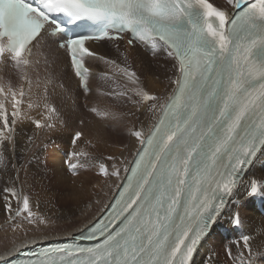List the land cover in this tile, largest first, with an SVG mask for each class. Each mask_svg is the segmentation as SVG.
Listing matches in <instances>:
<instances>
[{
    "label": "snow or ice",
    "instance_id": "obj_1",
    "mask_svg": "<svg viewBox=\"0 0 264 264\" xmlns=\"http://www.w3.org/2000/svg\"><path fill=\"white\" fill-rule=\"evenodd\" d=\"M226 4L0 0V68L13 69L20 81L14 86L0 77V160L15 149L16 125L27 112H39L40 118L32 121L36 129L66 126L54 99L57 85L51 77L39 78L34 59L35 50L53 36H58L85 100L98 81L95 94L114 106L146 105L159 113L147 134L129 129L139 145L130 166L123 159L111 170L99 163L98 174L119 184L104 216L78 237L95 243L27 253L35 258L17 264H219L215 252H205L213 234L225 221L238 228L246 202L264 203V167L256 174L257 166L264 165V0ZM125 37L128 45L153 55L161 51L172 61L176 75L163 103L141 84L127 55L121 54L120 62L91 46L119 50ZM89 61L108 70L94 75ZM58 87L64 89L63 83ZM87 110L113 123H124L127 115L96 105ZM83 137L76 131L72 145ZM95 163L84 150L65 160L74 176ZM0 202L9 220L24 215L33 222L29 197L17 187L0 189ZM250 240L244 235L233 242L235 249H225L229 264H257L264 251H254ZM0 264L13 262L0 256Z\"/></svg>",
    "mask_w": 264,
    "mask_h": 264
},
{
    "label": "bare ground",
    "instance_id": "obj_2",
    "mask_svg": "<svg viewBox=\"0 0 264 264\" xmlns=\"http://www.w3.org/2000/svg\"><path fill=\"white\" fill-rule=\"evenodd\" d=\"M212 2L223 8L228 7L226 0H212ZM57 42L58 36L43 42L35 50L34 59L39 62V78L51 77L53 83L57 85L54 99L63 114L66 126L56 131L38 129L36 132H33V130L30 132V123H32L30 116H39L40 118V114L37 110L27 112V118L18 121L16 125L17 140L15 149L9 148L5 154L6 158L0 160V187L15 186L24 195L32 194L36 200H39V194H42L41 199L44 198L45 202L49 203L47 205L48 210L54 211L57 214V218L54 222L55 226L50 231L30 235L28 238L18 240V242L10 246L0 248V256L6 259L9 256L18 254L21 250L33 248L39 244L71 239L73 235L79 234L82 230L84 231L92 226L107 211L115 198L119 184V181L115 178L98 179V182L96 181L97 185L96 183L93 185L99 189V193L94 192L93 194L92 187L94 186L91 187V182L85 180L83 183H77L76 180H72L73 177H71L72 179L68 177L67 172L63 169L67 158L64 152L65 148H70L71 151L84 150L88 153L90 152V156L98 162L91 167L82 169H96L95 171H99V163H104L110 167L114 162L118 163L121 159L130 166L139 145L135 138L130 135L129 129L142 128L147 134L159 115V113L154 115L146 105L132 106L129 109L122 110L123 112L120 111V113L127 114L124 123H113L99 120L92 114H81L72 110L74 97L84 98V96L78 86V80L70 68L68 56L62 49L58 48ZM119 45L121 46V42H119ZM92 47L102 55L123 62V58L118 57L120 50H117L114 45ZM144 49L141 46L134 47L131 52L134 56V65L130 66L131 70L137 73L141 84L149 92L160 96L161 103H163L171 92V79L176 75L175 69L172 67V61L166 59L163 52L157 51L153 55L150 50L145 49L146 52H144ZM152 57L156 58L157 64L151 63ZM88 66L95 75L100 73V67L105 65L89 61ZM0 77H3L4 81L5 79L11 80L14 86H18L20 83L11 68H0ZM59 83H63L64 89L58 87ZM98 84H100L98 81L92 82L94 93L88 97V100L101 108L111 107L108 98L95 94ZM52 86L50 84L49 88ZM77 88L79 91H77ZM112 109L117 111L114 108ZM141 111H143V114H140ZM80 120H84L85 123L83 125L80 124ZM68 131L72 133L82 131L84 133L82 141H78L79 143L73 146L71 140H69ZM30 137L32 138L31 141L29 140ZM54 138H56L62 151L61 155L55 152L56 157L51 160L58 168L54 173L57 180L50 183L48 182L49 174L38 170V165L36 164L39 160L40 162L43 161L42 159L46 155L44 151L46 143ZM88 141H91L94 147H89ZM109 156L116 158L115 161L108 160ZM120 166L122 168L124 165ZM262 167L264 165L257 166V175L261 174L259 169ZM88 172L86 173L89 177L92 171L90 174ZM17 176L19 177L18 179ZM81 181L84 180L81 179ZM63 183L66 184V189L61 192L59 187ZM59 198L73 199V201L77 202V207L74 209L57 208L54 204ZM240 215L242 224L238 228L233 229L225 221L224 225L213 234L212 239L206 246L205 252H215V258L219 261V264H229L225 249L227 247L235 249L233 242L244 235L251 237L250 244L254 251H264V203L259 199L246 202L245 206L240 210ZM257 264H264V256L257 257Z\"/></svg>",
    "mask_w": 264,
    "mask_h": 264
},
{
    "label": "rangeland",
    "instance_id": "obj_3",
    "mask_svg": "<svg viewBox=\"0 0 264 264\" xmlns=\"http://www.w3.org/2000/svg\"><path fill=\"white\" fill-rule=\"evenodd\" d=\"M119 50H120V55L118 57L123 58V55H121V54L127 55V63L132 67L134 65V56L132 55L133 53H131V52L134 50V47H129L124 41H121V46L119 47ZM143 51L146 52L145 49ZM150 61H152L151 62L152 64H157V60L155 57H152ZM100 70L101 71H107L108 69L106 66H101ZM5 81H8V79H5ZM100 85L101 84H98L97 88H100L99 87ZM77 91H79L78 88H77ZM87 100H85V98H83V97H74L73 104H72L74 109L72 108V110L78 111L81 114H86V113L92 114L87 110V107L94 106V104H92L89 100H88L89 101L88 102ZM78 102H79V104H78ZM109 104H110L111 108H114L115 110H117V112H120V111L123 112L122 110L129 109V107H132L131 105L117 107V106H114L111 103V101H109ZM85 105H87V107H85ZM141 112H140V114H143V111H141ZM92 115H94V114H92ZM30 117H31L32 121L35 119H39V116L38 117L37 116L36 117L30 116ZM30 124H31L30 125V129H31L30 132H32V130H33V132L34 131L36 132V130H38V129L34 128L35 126L33 123H30ZM25 132H26V130H25ZM67 134H69V140H71V137L73 136L72 134H74V133H72L71 131H68ZM78 143L79 142L77 141L76 144H78ZM89 147H92V146L89 145ZM65 149L66 150H64V152L68 158V154L73 152V150L71 151L70 148H65ZM44 151L46 154L45 158L42 159L43 160L42 162H40V160H39L36 165H38V167H37L38 170H42L44 173L49 174L48 182L52 183V182L57 180V179H55L56 177H55L54 173L56 172L58 167H56V165L53 164L51 162V160L54 157H56L55 152H57L59 155H61L62 149L59 146V144L57 143L56 138H54L52 140H49L48 143H46V149H44ZM66 151L67 152L71 151V152L67 153ZM89 154H90V152H89ZM63 169H65V171L67 172L68 177H70V178L73 177V179L71 178L72 180H76L77 183H83V182H85V180H88L89 182H91V187L94 186L95 183L97 185L98 179L105 180L102 176H100L98 174L99 171H95L96 169L95 170L94 169H90V170L80 169L79 175H75V176L69 172L66 165ZM91 171H92V173L90 174ZM86 172H88V174H90L89 177L91 178V180H89L90 178L88 177ZM81 179L84 181H81ZM92 179H94L95 181ZM95 187L96 186L92 187L93 188L92 193L94 194V192H95L98 194L99 189L96 187L98 189L97 190ZM3 188L4 187H0V189H3ZM59 188H61V192L64 191V189H66V184L65 183L61 184ZM41 195L39 194V196H40V199L38 198L39 200L34 199L32 194L28 195L29 200H30V206L32 207L33 212L35 213V216L33 217L32 223H29L28 220L25 219L24 215L17 217L15 219V221L9 220L7 218V215L4 212L3 204H2V202H0V248L10 246V245L18 242V240L20 241L24 238H28L30 235H35L36 233L38 234V233L50 231L55 226L54 222L57 218V214L54 211L48 210L49 208H47V205L49 203L47 201L45 202L44 198L41 199L42 198ZM54 205H56L57 208L64 207L66 209H74L75 207H77V202L73 201V199L68 200V199L59 198L55 202ZM40 219H44L45 221H47V223H44V224L39 223L38 221Z\"/></svg>",
    "mask_w": 264,
    "mask_h": 264
}]
</instances>
